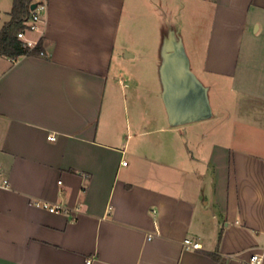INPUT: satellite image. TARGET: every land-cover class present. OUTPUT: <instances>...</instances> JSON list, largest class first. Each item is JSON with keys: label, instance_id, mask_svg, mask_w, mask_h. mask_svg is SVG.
<instances>
[{"label": "crops", "instance_id": "0c3cea01", "mask_svg": "<svg viewBox=\"0 0 264 264\" xmlns=\"http://www.w3.org/2000/svg\"><path fill=\"white\" fill-rule=\"evenodd\" d=\"M41 1L46 56L0 58V264H243L264 247V0ZM176 1L181 27H149ZM175 51L210 118L172 124Z\"/></svg>", "mask_w": 264, "mask_h": 264}, {"label": "water", "instance_id": "95a60500", "mask_svg": "<svg viewBox=\"0 0 264 264\" xmlns=\"http://www.w3.org/2000/svg\"><path fill=\"white\" fill-rule=\"evenodd\" d=\"M37 3L31 6L34 11ZM179 61V62H178ZM181 64V66H178ZM167 86V108L173 125L210 118V106L206 89L189 71L183 52H174L164 70Z\"/></svg>", "mask_w": 264, "mask_h": 264}, {"label": "trees", "instance_id": "16d2710c", "mask_svg": "<svg viewBox=\"0 0 264 264\" xmlns=\"http://www.w3.org/2000/svg\"><path fill=\"white\" fill-rule=\"evenodd\" d=\"M34 3H40V1L13 0L10 21L0 29V58L16 60L23 56H36L44 51L42 40L38 47L31 50L18 38V34L27 28L26 21L32 13L31 6Z\"/></svg>", "mask_w": 264, "mask_h": 264}, {"label": "built area", "instance_id": "2783aa9c", "mask_svg": "<svg viewBox=\"0 0 264 264\" xmlns=\"http://www.w3.org/2000/svg\"><path fill=\"white\" fill-rule=\"evenodd\" d=\"M40 1L38 4V7L36 10L32 11L30 17L26 21V30L18 34V38L24 43L26 47L29 49H35L38 47L40 44L41 38L39 37L37 39L31 38L29 35L30 34H35V33H40L43 34V29H42V13L46 11L47 9V3L45 1L37 0ZM40 55L42 57L46 56V53L44 51L40 52ZM49 140L55 141L56 138L54 136L49 137ZM3 175V170H0V178ZM9 184L8 180L3 181V186L7 187ZM36 206L41 207L43 209L48 210L50 213H68L69 210L66 207L63 206H52L48 203H42V202H36ZM184 247L187 250H201L202 245L199 242H194L190 239H186L184 241ZM92 260H89L87 264H91ZM243 264H264V247L258 249L255 251L249 259Z\"/></svg>", "mask_w": 264, "mask_h": 264}, {"label": "rangeland", "instance_id": "374dc122", "mask_svg": "<svg viewBox=\"0 0 264 264\" xmlns=\"http://www.w3.org/2000/svg\"><path fill=\"white\" fill-rule=\"evenodd\" d=\"M2 1L4 4L7 1V7H6V9H5V7H3L4 9L0 13V28L4 24V23H2V20H4L5 18L9 19V16L7 15V13L11 10L12 5H13V0H2ZM169 4L168 5L165 4L163 7H159V8L156 6L153 8V12L151 14H147L146 19L148 20V22H150L149 27H152L153 29L160 28V27L163 29H167L169 26H173V25H174V27L180 26V23H178V21L181 22L182 18L180 17V14H179L180 12L179 11L176 12L174 10V6L176 8H178V6H182V2H180V1H176L174 3L169 2ZM141 16L142 15H139L138 19L141 20ZM206 22L207 23L204 24V26L206 27V29L208 28L207 30H209L210 29L209 27H210L211 22H212V17L209 16L208 18H206ZM255 30H256V27H254V31H253L254 33H255ZM172 36H173V32H171L169 34L170 41L172 39ZM259 37H260L259 34H257V35L252 34V37H250V39L247 37L248 39H245V41H248L250 43L251 42L256 43V42H259L260 40H262V39H259ZM127 66H125L126 69L128 68Z\"/></svg>", "mask_w": 264, "mask_h": 264}]
</instances>
